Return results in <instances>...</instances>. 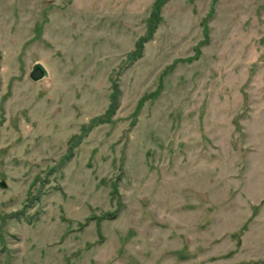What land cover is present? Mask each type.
<instances>
[{
  "label": "rangeland",
  "instance_id": "1",
  "mask_svg": "<svg viewBox=\"0 0 264 264\" xmlns=\"http://www.w3.org/2000/svg\"><path fill=\"white\" fill-rule=\"evenodd\" d=\"M153 2L0 0V264H264V0Z\"/></svg>",
  "mask_w": 264,
  "mask_h": 264
},
{
  "label": "trees",
  "instance_id": "2",
  "mask_svg": "<svg viewBox=\"0 0 264 264\" xmlns=\"http://www.w3.org/2000/svg\"><path fill=\"white\" fill-rule=\"evenodd\" d=\"M166 1L167 0H154V2L152 4V9L150 12V21H149L150 26L148 27V37L152 34V32L155 28V27L151 26V23L154 22V20H156L155 17L157 16V13L159 12L161 5ZM147 38H139L135 42L134 50L128 54L129 58H131V57L136 58V57L140 56L143 44L147 40ZM117 94H118L117 86H116V84H113L112 85V92H111L110 97H109V105H108V108H107L104 116L109 117L114 112V109L116 107L115 104L117 102ZM99 120L102 121V119H99Z\"/></svg>",
  "mask_w": 264,
  "mask_h": 264
},
{
  "label": "water",
  "instance_id": "3",
  "mask_svg": "<svg viewBox=\"0 0 264 264\" xmlns=\"http://www.w3.org/2000/svg\"><path fill=\"white\" fill-rule=\"evenodd\" d=\"M45 77H47L46 69L40 63H35L31 68L29 78L32 81L37 82L44 79Z\"/></svg>",
  "mask_w": 264,
  "mask_h": 264
}]
</instances>
